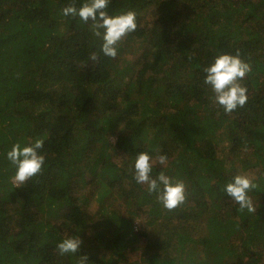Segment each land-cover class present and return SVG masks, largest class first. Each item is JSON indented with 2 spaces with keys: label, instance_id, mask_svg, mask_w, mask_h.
Returning <instances> with one entry per match:
<instances>
[{
  "label": "trees",
  "instance_id": "16d2710c",
  "mask_svg": "<svg viewBox=\"0 0 264 264\" xmlns=\"http://www.w3.org/2000/svg\"><path fill=\"white\" fill-rule=\"evenodd\" d=\"M85 2L0 0V264H264V0H110L137 23L116 59L63 15ZM237 50L248 101L226 115L204 68ZM36 139L43 171L17 187L7 152ZM141 152L185 183L176 210L133 178ZM237 174L254 212L224 191Z\"/></svg>",
  "mask_w": 264,
  "mask_h": 264
},
{
  "label": "clouds",
  "instance_id": "9594fccd",
  "mask_svg": "<svg viewBox=\"0 0 264 264\" xmlns=\"http://www.w3.org/2000/svg\"><path fill=\"white\" fill-rule=\"evenodd\" d=\"M110 0H86L78 9L74 4L64 7V16L79 17L85 24L91 21L90 29L96 37L103 39L101 53L112 59L118 56L117 45L130 33L137 29L136 14L133 11L110 16L108 5ZM98 59L93 53L91 60ZM251 71V66L241 58L239 50L235 55L217 54L214 62L204 68V83L210 86L213 95L210 97L213 104L223 108L226 115H230L238 108H243L248 101V89L240 81ZM44 146V140L36 139L28 146L17 143L7 152V159L15 166L16 172L11 182L20 187L43 171L46 163L45 155L40 154ZM156 161L160 165H166L168 157L160 154V148L154 149ZM153 158L147 152L139 153L134 162L133 178L138 184L146 185L149 195H155L156 199L168 211H174L187 200L186 185L182 180H173L161 171L157 177L152 176ZM258 187L247 174H237L229 182L224 191L232 200L240 206V210L254 212L252 199L249 192ZM83 241L79 236L68 237L57 244V252L60 256L77 254ZM87 256H79L78 264H87Z\"/></svg>",
  "mask_w": 264,
  "mask_h": 264
}]
</instances>
